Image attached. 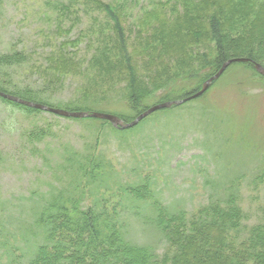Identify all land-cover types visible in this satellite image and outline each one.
Here are the masks:
<instances>
[{"label": "rangeland", "instance_id": "obj_1", "mask_svg": "<svg viewBox=\"0 0 264 264\" xmlns=\"http://www.w3.org/2000/svg\"><path fill=\"white\" fill-rule=\"evenodd\" d=\"M49 1L5 0L4 10L0 9L1 47L17 48L31 57L24 70L15 69L9 79L13 84L27 85L48 78L41 70L47 69L49 54L64 39L79 38V50L66 53L81 64L82 70L65 75V84L52 100L59 106H86L97 100L114 105V112L130 114L131 106L118 97L125 84L123 66L114 64L117 74L111 80L91 67L98 42L111 48L112 60H118L121 50L119 38L113 33L114 20L99 11L77 12L78 20L69 16L60 19L50 10ZM155 1L113 0L129 34L127 40L136 49L142 38L139 33L147 32L143 25L147 20L143 18ZM160 1L169 12L171 2ZM71 24L76 26L72 28ZM203 44L206 51L199 53L211 61L207 42ZM196 49L185 55L188 63ZM254 68L244 62L232 63L205 94L168 118L156 115L127 136L107 130L101 137V130L90 122L48 111L24 110L0 99V234L7 236L1 238L7 244L0 247V255L6 260H29L25 255L31 253L32 243L20 236L21 225L31 221L30 208L38 206L50 192L58 193L61 188L70 192L75 183L67 163L72 146L81 147L78 156L84 160L86 150L95 145V153L102 151L116 168L117 173L108 182L116 186L100 183L102 189H111L106 193L110 205L118 202L115 188L119 182H136L147 175L161 201L174 210H197L219 192H232L239 194L247 213L246 226L264 222V76ZM177 71L175 66L168 73ZM50 72L61 78L57 72ZM162 76L166 77L158 74L151 79ZM29 195L39 199L33 202ZM99 195L91 191L89 203ZM133 206L125 202V208ZM140 213L127 215L132 223L130 237L163 252L162 238L152 227L142 225Z\"/></svg>", "mask_w": 264, "mask_h": 264}, {"label": "trees", "instance_id": "obj_2", "mask_svg": "<svg viewBox=\"0 0 264 264\" xmlns=\"http://www.w3.org/2000/svg\"><path fill=\"white\" fill-rule=\"evenodd\" d=\"M168 1L173 5L169 12L164 2L157 0L145 14L143 19L147 21L143 25L147 32L139 33L142 38L137 49L127 40L129 34L113 0L47 2L60 19L69 16L78 20L77 12L99 11L114 20L113 33L119 38L121 50L116 56L118 60H112L111 48L98 42L93 49L91 67L96 74L103 73L111 80L117 74L114 64L123 66L125 84L119 89L118 97L123 98L127 107L131 106L130 114L114 112V105L97 100L86 106H59L52 100L66 82L63 77L82 70L81 64L66 53L75 54L79 50V38H66L56 46L46 59L47 69L41 70L48 78L27 85L13 84L9 75L17 68L24 70L31 57L23 50L0 45V92L71 111L111 113L129 123L152 106L197 93L231 58L245 57L264 67V0ZM4 6L5 0H0L2 11ZM205 41L211 61L201 54L206 51ZM193 49L198 52L188 63L185 55ZM252 62L244 63L253 66ZM169 66H177L178 71L168 73ZM52 70L61 78L52 74ZM153 73L166 77L152 80ZM0 99L24 110L42 111L3 96ZM105 99L110 102L109 98ZM190 101L159 109L129 128L115 127L108 120L98 118L73 119L95 125L97 131L101 130V137L107 130L127 136L142 123L154 120L156 115L168 118ZM95 150V145L90 146L87 157L81 160L78 156L82 153L81 147L72 146L67 163L75 183L70 192L62 188L58 193L50 192L38 206L30 208L31 221L21 225L20 236L32 243L31 253L25 255L29 260H6L0 255V264H264V222L244 224L247 213L239 202V194L219 192L197 210H174L161 201L151 177L146 175L136 182H119L115 188L118 202L110 205L106 193L111 189H102L100 183L116 186L108 184L116 168L102 151L96 154ZM91 191L100 195L89 203L87 196ZM29 199L35 202L39 198L29 195ZM127 201L135 208H125ZM139 212L142 225L152 227L162 238L163 252L130 237L132 223L127 215ZM3 237L7 236L0 234V244H3L0 247L7 244Z\"/></svg>", "mask_w": 264, "mask_h": 264}, {"label": "water", "instance_id": "obj_3", "mask_svg": "<svg viewBox=\"0 0 264 264\" xmlns=\"http://www.w3.org/2000/svg\"><path fill=\"white\" fill-rule=\"evenodd\" d=\"M234 62H252L250 59L245 58V57H237V58H231L229 60H227L226 62L223 63L222 67L218 70V72H216L213 76H211L208 80H206L201 88V90H199L197 93L184 98V99H180V100H176V101H168V102H164L158 105H155L147 110H145L143 113H141L139 116H137V118L135 120H133L130 123H123V121L116 115L110 114V113H105V112H89V111H70V110H66V109H62V108H55V107H50L44 104H40V103H35L29 100H24L21 99L19 97L13 96L11 94H6L3 92H0V96H3L7 99H10L12 101H15L17 103L32 107V108H37V109H41L44 111H49V112H53L55 114H58L60 116H64V117H73V118H99V119H105L110 121L114 126L116 127H122V128H129V127H133L135 126L139 121H141L142 119H144L145 117H147L148 115H150L151 113L162 109V108H170L174 105H181L191 99L197 98L200 95H202L204 92H206L208 90V88L211 86V84L217 80L221 74ZM252 64L254 65L255 69L257 72H259L261 75L264 76V67L257 63V62H252Z\"/></svg>", "mask_w": 264, "mask_h": 264}]
</instances>
